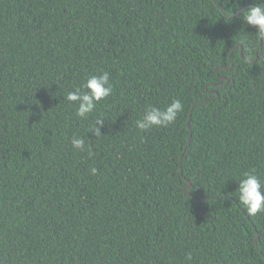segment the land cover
<instances>
[{
  "label": "trees",
  "instance_id": "trees-1",
  "mask_svg": "<svg viewBox=\"0 0 264 264\" xmlns=\"http://www.w3.org/2000/svg\"><path fill=\"white\" fill-rule=\"evenodd\" d=\"M259 2L0 0V264H264V213L235 196L264 179ZM105 71L77 117L64 97ZM174 99V123L136 127Z\"/></svg>",
  "mask_w": 264,
  "mask_h": 264
},
{
  "label": "clouds",
  "instance_id": "clouds-1",
  "mask_svg": "<svg viewBox=\"0 0 264 264\" xmlns=\"http://www.w3.org/2000/svg\"><path fill=\"white\" fill-rule=\"evenodd\" d=\"M243 20L256 28L259 38L264 39V0L244 10L242 13ZM113 92V84L110 80V73L107 71L98 75H90L86 81L79 87L69 91L64 97L67 101L78 104L75 115L81 119H87L88 116L95 112L97 104L110 96ZM183 104L179 99H174L164 109L148 105L145 108L142 118L136 121V127L140 130L147 131L154 126H167L174 123L179 113L183 111ZM107 118L103 115L96 117L95 126L90 129L96 137L103 133L101 128ZM72 146L77 150H87L83 137L73 135L71 138ZM91 155V153H89ZM93 175L98 169H91ZM239 203L244 207L250 216H256L264 213V179H262L255 170L243 173L238 180V188L235 191ZM188 260L192 259V254L187 256Z\"/></svg>",
  "mask_w": 264,
  "mask_h": 264
},
{
  "label": "water",
  "instance_id": "water-1",
  "mask_svg": "<svg viewBox=\"0 0 264 264\" xmlns=\"http://www.w3.org/2000/svg\"><path fill=\"white\" fill-rule=\"evenodd\" d=\"M189 140H190V137H189ZM182 157V156H181Z\"/></svg>",
  "mask_w": 264,
  "mask_h": 264
}]
</instances>
